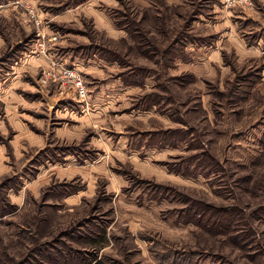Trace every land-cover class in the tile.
<instances>
[{"label":"rangeland","instance_id":"obj_1","mask_svg":"<svg viewBox=\"0 0 264 264\" xmlns=\"http://www.w3.org/2000/svg\"><path fill=\"white\" fill-rule=\"evenodd\" d=\"M0 264H264V0H0Z\"/></svg>","mask_w":264,"mask_h":264},{"label":"built area","instance_id":"obj_2","mask_svg":"<svg viewBox=\"0 0 264 264\" xmlns=\"http://www.w3.org/2000/svg\"><path fill=\"white\" fill-rule=\"evenodd\" d=\"M235 1H241V0H225L227 3H232ZM247 1V0H246ZM63 78L66 79L65 82H71L72 86L74 88L75 93L80 97L84 98L87 95V85L82 78V76L79 74L78 70L76 68L72 67H65L62 70ZM64 83V85L66 84Z\"/></svg>","mask_w":264,"mask_h":264}]
</instances>
